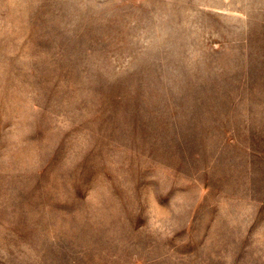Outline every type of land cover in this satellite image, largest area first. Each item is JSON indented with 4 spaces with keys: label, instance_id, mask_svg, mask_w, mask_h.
I'll return each mask as SVG.
<instances>
[{
    "label": "rangeland",
    "instance_id": "obj_1",
    "mask_svg": "<svg viewBox=\"0 0 264 264\" xmlns=\"http://www.w3.org/2000/svg\"><path fill=\"white\" fill-rule=\"evenodd\" d=\"M0 264H264V0H0Z\"/></svg>",
    "mask_w": 264,
    "mask_h": 264
}]
</instances>
